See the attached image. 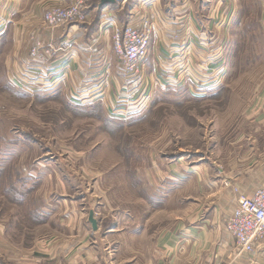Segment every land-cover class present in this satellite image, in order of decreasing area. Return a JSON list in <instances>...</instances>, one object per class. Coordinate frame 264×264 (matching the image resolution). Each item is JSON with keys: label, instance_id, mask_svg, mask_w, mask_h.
Wrapping results in <instances>:
<instances>
[{"label": "rangeland", "instance_id": "rangeland-1", "mask_svg": "<svg viewBox=\"0 0 264 264\" xmlns=\"http://www.w3.org/2000/svg\"><path fill=\"white\" fill-rule=\"evenodd\" d=\"M161 1L172 6L174 0ZM122 2L123 24L131 11L150 4ZM198 2L204 25H210V49L224 51L210 61L208 76L215 79L222 71L224 84L203 95L198 81L205 71L189 63L180 86L159 85L138 111L127 107L128 98L108 107L86 102L79 94L68 96L67 70L57 75L44 69L43 82L35 80L42 70L24 74L23 67L30 63L43 68L41 60L25 56L24 44L9 38V27L0 39V255L13 260L0 256V264H27L23 252L14 255L4 241L33 248L58 230L50 221L87 219L90 210L97 211L105 225L129 221L135 231L144 226L155 230L150 226L156 221L166 226L175 213L183 214L175 207L183 202L176 204L175 196H169L181 184L177 177L210 154L218 131L226 135L236 129L244 116L232 111L247 108L264 82V0ZM86 4L89 15V6L99 2ZM61 42L54 52L70 49ZM18 61L23 67L15 73Z\"/></svg>", "mask_w": 264, "mask_h": 264}, {"label": "crops", "instance_id": "crops-1", "mask_svg": "<svg viewBox=\"0 0 264 264\" xmlns=\"http://www.w3.org/2000/svg\"><path fill=\"white\" fill-rule=\"evenodd\" d=\"M122 1L102 5L98 0L97 7L89 6L86 22L54 31L44 26L43 14L67 0H0V39L12 28L9 38L19 46L24 44L28 58L32 42L41 41L43 69H53L57 75L67 70L70 75L65 86L68 96L79 94L86 102L98 101L108 107L119 98L130 100L146 86L152 87L154 96L159 85L181 84L188 63L193 69L202 67L205 71L204 85L198 87L203 95L224 84L222 71H217L215 79L208 76L210 61L217 60L219 50L224 51L210 49V25H204L201 2L174 0L168 6L165 1L150 0L141 11L130 10L133 13L123 24L119 18L125 6ZM147 18L153 23L149 56L141 73L128 83L123 77L122 60L112 49L114 23L141 27ZM60 42L70 49L54 52ZM14 64L17 73L21 63ZM232 112L244 116L242 122L226 135L218 131L219 138L211 139L210 154H205L199 166L188 167L177 177L181 184L169 196H175L176 204L183 202L175 207L184 212L179 217L175 213L168 225L156 221L150 226L155 230L144 226L135 231L129 221L105 225L96 211L97 230L88 215L81 220L50 221L58 230L44 234L33 248L13 245L9 239L4 242L14 255L23 252L21 259L27 264H264V239L253 254H241L225 227L239 197L251 196L264 186V82L255 89L247 108ZM0 256L13 260L6 254Z\"/></svg>", "mask_w": 264, "mask_h": 264}, {"label": "built area", "instance_id": "built-area-1", "mask_svg": "<svg viewBox=\"0 0 264 264\" xmlns=\"http://www.w3.org/2000/svg\"><path fill=\"white\" fill-rule=\"evenodd\" d=\"M86 9V0H67L66 4L53 5L46 9L42 21L44 26L55 31L68 24L86 22L88 19ZM142 21L144 22L141 27L128 24L124 28L114 23L111 36L112 49L122 60L124 76L127 81L141 73L143 64L149 56L153 23L148 18ZM36 42L30 48L29 54L31 61L37 62L44 48L41 41ZM30 64L22 66V72L27 74L33 68L42 70L35 80L43 82L45 80L44 69L33 63ZM188 65L189 63L186 69ZM198 82L201 86L204 85L202 80ZM152 96V87L146 86L128 101L127 107L129 106L131 111H138L151 100ZM225 227L234 238L238 253L245 255L254 253L257 244L264 239V186L257 188L251 196L242 195L239 197L236 207L226 220Z\"/></svg>", "mask_w": 264, "mask_h": 264}, {"label": "water", "instance_id": "water-1", "mask_svg": "<svg viewBox=\"0 0 264 264\" xmlns=\"http://www.w3.org/2000/svg\"><path fill=\"white\" fill-rule=\"evenodd\" d=\"M114 2H115V0H101V4H103V3L104 4H106V3H114ZM89 221L91 222L93 229L97 230L98 229V221L95 218L94 210H90Z\"/></svg>", "mask_w": 264, "mask_h": 264}]
</instances>
